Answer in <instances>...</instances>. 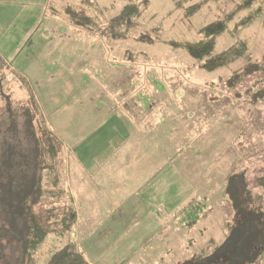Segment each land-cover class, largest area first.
<instances>
[{"label": "crops", "instance_id": "obj_1", "mask_svg": "<svg viewBox=\"0 0 264 264\" xmlns=\"http://www.w3.org/2000/svg\"><path fill=\"white\" fill-rule=\"evenodd\" d=\"M12 1L0 0V10ZM24 41L6 61L64 143L74 236L88 264L141 258L171 214L193 197L218 198L238 158V109L215 100L205 111L196 93H184L186 79L175 87L179 101L161 66L117 60L102 37L77 34L51 15ZM169 251L160 264L185 263Z\"/></svg>", "mask_w": 264, "mask_h": 264}, {"label": "rangeland", "instance_id": "obj_2", "mask_svg": "<svg viewBox=\"0 0 264 264\" xmlns=\"http://www.w3.org/2000/svg\"><path fill=\"white\" fill-rule=\"evenodd\" d=\"M80 1L16 0L4 6L5 11L0 10V264L25 262L23 239L26 230L18 201L24 196L28 180L32 179L30 174L34 164H30L32 161L27 159L34 140H39L41 132L45 129L52 131L45 118L40 115L33 88L30 89L29 83L11 69L6 60H10L19 52L26 36L33 32L42 17L56 14L64 18L69 9L81 10L83 5ZM94 1L101 9L95 20L99 26H103L102 38L117 60L124 61L126 56L132 55L138 59L133 64L155 63L161 66L167 71L165 78H169L167 82L173 92L179 94V101L182 100V92L178 90L179 87H175L183 84L182 81L186 79L191 83L190 86L187 83L184 93L187 89V93H196L204 101L205 111L211 107L207 105L215 100L218 106L230 104L239 110L243 125L236 140L238 158L231 174L244 175L247 189L253 195L259 194L261 201L258 206L263 208L264 186L260 185L257 179L262 176L261 169L264 168V11L245 27L239 36L246 44V56L213 73H202L195 70L190 58L183 51L174 52L162 42L172 39L197 40L200 30L214 20H222L228 28H232L247 13L241 6L243 0ZM85 12L92 14L90 9ZM117 15L124 16L119 22L123 26L109 30V20ZM110 33L120 34L118 37L112 35V38L106 35ZM233 43L234 40L227 33H223L217 37L211 54L220 53ZM254 63L258 65L256 70L248 75L243 74V68L251 67ZM235 76L239 92L231 96L225 82ZM197 88L201 92L195 91ZM53 164L58 186L53 190L48 189L53 192L46 194L49 196L46 208L51 207L53 203L57 206V202L61 200L62 203L63 198L68 199L64 157L61 156ZM47 173L51 171L46 170L41 175ZM193 198H198L201 202L171 214L172 217L167 219L169 225L165 222L167 228L156 237V244H148L147 247L150 246L151 249L142 250L141 258L140 255L135 256L128 264H147L146 262L154 261L160 264L164 260L159 259L162 257L159 254L166 250L172 252V257L178 255V258H186L188 261L199 255L202 247L209 245L212 249L223 242L229 233L225 223H230L235 231H238L234 237L235 241L233 240L236 242V264H264V237L258 239L259 245H248L249 250H253L250 255L247 251L244 256L241 252L244 245L239 244L254 239L255 235L259 234V228L264 230L263 217V221L262 218L259 219L263 225L259 222L250 224L245 236L243 232L246 229L243 226L241 228L236 219L237 213L240 212H236L237 209L234 210L232 203L230 204L225 188L214 201ZM43 204L41 206L44 208ZM38 208L36 206L35 209ZM262 212L264 214V208ZM64 243V239L59 241L54 235H49L35 256L25 264H47L51 254L61 249ZM177 246L182 250H179L181 252L178 254L177 250H174ZM246 257L248 258L245 259ZM150 258H153L151 262L148 260Z\"/></svg>", "mask_w": 264, "mask_h": 264}, {"label": "trees", "instance_id": "obj_3", "mask_svg": "<svg viewBox=\"0 0 264 264\" xmlns=\"http://www.w3.org/2000/svg\"><path fill=\"white\" fill-rule=\"evenodd\" d=\"M80 2L83 6H81V10L79 11L69 9L66 11L67 16L64 18L56 14H51V16L64 21L77 34L103 37V26H99L95 20V16L100 13L101 9L94 0H81ZM241 6L243 9H246L247 13L241 17L232 28H228L222 20H214L200 30V37L197 40L182 41L172 39L163 41L162 43L170 47L174 52L183 51L188 58H190L192 65L202 73H213L229 65L231 62L246 56V44L239 36L245 27L250 25L262 14L264 11V2L263 0H243ZM86 9L91 10L92 16L85 12ZM122 18H124L123 15L112 17L109 20V30H112V28L115 30V27L120 28L123 26L119 23ZM223 33H227L234 40V43L220 53L211 54L214 50L217 37ZM116 34L117 35H113V33H110L106 35L118 37L120 33ZM131 57L132 55L126 56L124 61L128 63L138 61L136 57ZM256 67H258L256 63H254V65L251 64V67H244L243 74H250L252 71L256 70ZM225 83L228 86L227 88H229L228 93L231 96H235V93L239 92L236 76L226 80ZM233 90L234 92L232 93ZM239 98L240 97H238V99ZM40 115L42 117L41 112ZM29 155L27 160H31L32 162L30 164H34V168L30 174L32 175V179L28 180L24 196L18 201V208L26 230L23 239V259L25 262H29L35 256L37 250L45 242L47 237L49 235H54L59 241L60 239H64L65 243L61 249L51 254L47 264H88L75 240L74 228L77 217L75 206L69 193L67 194L68 199L63 198L62 203H60L61 200L58 201L57 206H54L53 203L51 207H45V204H47L49 200V196L46 194L53 192L48 189L53 190L58 186L56 177L53 173V163L57 161L58 158L61 156L64 157L65 155L62 139L54 132L45 129L41 132L40 139L34 140ZM46 170H49V172L51 171L52 174L47 173L46 175H41ZM261 172L262 176L258 177L257 180L260 185L264 186V168L261 169ZM225 194L229 197L228 199L230 204L232 203L234 210L237 209L236 212H240L239 214L237 213L236 219L238 225L246 229L245 232H243L246 236L248 234L247 226L256 222L261 223L259 219L262 217L264 218L262 212L264 206L263 208H260V205L258 206V203L261 201L259 194L253 195L251 191L247 189L243 174H231L228 176ZM196 202L198 203L201 201L198 198H192L180 209V211ZM42 203H44V208L41 206ZM254 203H257V205ZM36 206L39 207L38 210L35 209ZM53 208L54 210L56 209V211H54ZM252 209H254V211ZM263 218L261 219L262 221ZM225 225L229 233L226 234L220 245L212 249H210L209 245L202 247L200 253H198L199 255L185 261L183 264H236V242L234 243L233 240L235 241L234 237L238 231H235L230 223H225ZM258 232L259 234H256L254 239L247 242H239V244L241 243V245H244L242 246L244 250L239 249L242 250L241 252L244 256L247 251L249 255L253 251L249 250L248 245H259L260 240L258 239L264 237L263 229L259 228ZM240 233L242 234V232ZM207 251L209 252L207 253ZM247 258L248 257L245 259Z\"/></svg>", "mask_w": 264, "mask_h": 264}]
</instances>
